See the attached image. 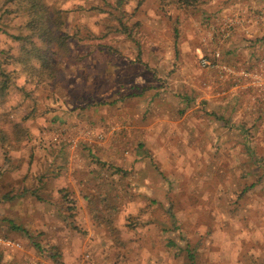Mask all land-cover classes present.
Wrapping results in <instances>:
<instances>
[{"label":"rangeland","instance_id":"obj_1","mask_svg":"<svg viewBox=\"0 0 264 264\" xmlns=\"http://www.w3.org/2000/svg\"><path fill=\"white\" fill-rule=\"evenodd\" d=\"M234 1L45 0L68 52L35 85L11 63L27 18L0 0V239L19 245L0 264H264V94L199 65L228 63Z\"/></svg>","mask_w":264,"mask_h":264},{"label":"trees","instance_id":"obj_2","mask_svg":"<svg viewBox=\"0 0 264 264\" xmlns=\"http://www.w3.org/2000/svg\"><path fill=\"white\" fill-rule=\"evenodd\" d=\"M122 0H117L120 2ZM161 8L193 9L202 0H155ZM15 5L16 11L27 18L26 27L29 35L24 38H13L22 41L21 56L12 58V64L20 67L25 79L31 84H44L56 79L59 65L67 57L68 45L65 30V21L61 10L47 5L45 0H5ZM0 98H4L10 88L9 74L4 73L0 63ZM1 123V118H0ZM6 142V134L0 130V145ZM25 195V193L23 194ZM2 199H9L4 196ZM15 230H19L16 228ZM29 239L31 236L24 232ZM190 264H194V256L187 252ZM55 258V256H52Z\"/></svg>","mask_w":264,"mask_h":264},{"label":"built area","instance_id":"obj_3","mask_svg":"<svg viewBox=\"0 0 264 264\" xmlns=\"http://www.w3.org/2000/svg\"><path fill=\"white\" fill-rule=\"evenodd\" d=\"M236 20H225L217 31L222 39L230 38ZM217 27V26H216ZM198 28V27H197ZM199 65L202 69L214 73L219 83L244 92L264 94V60L250 67L233 66L225 63L222 54L216 50L212 54L201 55ZM0 247L18 248L19 245L0 239Z\"/></svg>","mask_w":264,"mask_h":264},{"label":"crops","instance_id":"obj_4","mask_svg":"<svg viewBox=\"0 0 264 264\" xmlns=\"http://www.w3.org/2000/svg\"><path fill=\"white\" fill-rule=\"evenodd\" d=\"M263 2L264 0L262 2L257 0H238L233 2V4L238 3L244 6L245 10L242 9V12H245V19L243 23L244 31L232 38V42L224 55V60L228 61L229 64L250 67L258 61V58L264 56V23L261 24L253 15L256 11L264 9ZM0 186V195H2L3 192L8 190L10 184L1 183Z\"/></svg>","mask_w":264,"mask_h":264}]
</instances>
